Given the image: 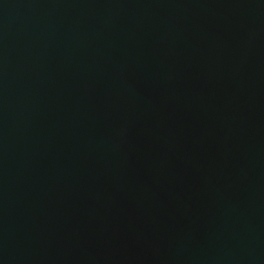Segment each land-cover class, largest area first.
Instances as JSON below:
<instances>
[{
  "label": "water",
  "instance_id": "water-1",
  "mask_svg": "<svg viewBox=\"0 0 264 264\" xmlns=\"http://www.w3.org/2000/svg\"><path fill=\"white\" fill-rule=\"evenodd\" d=\"M0 264H264V0H0Z\"/></svg>",
  "mask_w": 264,
  "mask_h": 264
}]
</instances>
